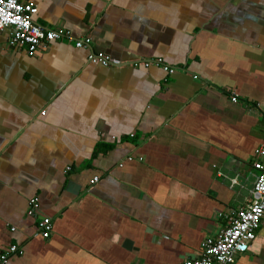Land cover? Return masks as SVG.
<instances>
[{"label": "crops", "instance_id": "obj_1", "mask_svg": "<svg viewBox=\"0 0 264 264\" xmlns=\"http://www.w3.org/2000/svg\"><path fill=\"white\" fill-rule=\"evenodd\" d=\"M28 1L67 36L30 56L0 31V264L197 258L257 175L264 0ZM234 264H264V219Z\"/></svg>", "mask_w": 264, "mask_h": 264}, {"label": "built area", "instance_id": "obj_2", "mask_svg": "<svg viewBox=\"0 0 264 264\" xmlns=\"http://www.w3.org/2000/svg\"><path fill=\"white\" fill-rule=\"evenodd\" d=\"M36 13L32 2L28 0H0V31L8 30V45L16 49H25L30 56L43 50L54 41L61 40L66 33L60 30H44L35 25L32 17ZM89 38L75 42V48L88 47ZM91 65L102 67L117 66L102 54H90L87 57ZM147 66V64L145 63ZM164 71L173 73V69L164 67ZM236 101L235 98L232 99ZM44 115V111L41 112ZM130 137H133L131 135ZM128 157L127 161H131ZM253 168L257 171L248 205L238 211L230 220L229 225L215 238L205 239L201 243L200 253L197 258L187 260L180 264H234L235 260L245 254L250 244L254 241L262 219H264V146L258 147L253 155ZM66 170H69L67 168ZM98 177H94L91 184H96ZM37 199L28 203V216H33L37 207ZM38 233L48 238L51 232V220L43 218L38 224ZM12 251L14 249H11ZM5 257L2 256L1 260Z\"/></svg>", "mask_w": 264, "mask_h": 264}]
</instances>
